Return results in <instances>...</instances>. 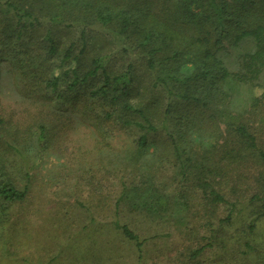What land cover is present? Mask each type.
<instances>
[{
	"label": "trees",
	"instance_id": "16d2710c",
	"mask_svg": "<svg viewBox=\"0 0 264 264\" xmlns=\"http://www.w3.org/2000/svg\"><path fill=\"white\" fill-rule=\"evenodd\" d=\"M0 4L9 15L0 13V57L13 43L17 45L8 50H24L28 63L14 62L13 69L19 83L38 82V87L30 89L31 84L25 95L37 99L35 102L46 104L53 99L58 103L53 106L64 108L59 105L61 77H68L67 87L74 88L99 74L101 83L80 102L90 106L98 100L109 122L120 129L140 131L137 145L142 148L147 134L157 129L155 122L164 124L175 104L178 128L169 138L176 158L186 152L182 144L209 141L208 148L195 153L199 162L187 157L188 166L181 172L190 181L186 196L199 195L203 213L227 204L228 212L218 220L217 230L209 224V231L218 235L220 227L238 223L231 227L235 233L227 235L236 238L245 234L248 238L235 241L237 248H247L238 255V264H264L262 244L254 238L257 222L264 218V145L260 142L264 126L254 123L264 112V84L258 83L264 69V0H0ZM92 23L115 29L141 62L137 66L127 63L124 72L117 74L105 61L106 48L95 47L85 38ZM54 27L67 29L66 37H71V28L79 30L80 48L75 50L74 40L62 43L61 37L54 36ZM245 41L251 48L229 60L226 50L240 48ZM52 56H59L60 62L53 67L48 62ZM65 62H73L75 67L61 72L59 66ZM153 90L162 91L166 100L162 118L161 98ZM7 118L10 122L11 117ZM8 121L0 112V130H5ZM13 130L11 137L16 140L18 127ZM35 130L38 143L47 142L45 122L35 123ZM26 133L19 135L25 137ZM255 167L261 169L255 171ZM245 172L249 176L244 177ZM228 175L235 185L249 179L251 188L227 196L215 187L218 181L214 178L221 180ZM26 191L27 186L18 189L9 181H0V197L4 199H23ZM247 206H253L248 222L240 215ZM239 221L244 222L243 230ZM112 226L134 243L139 255L144 239L118 220L112 221ZM208 242L188 257L195 258L212 245L210 239ZM237 248L229 253L235 255Z\"/></svg>",
	"mask_w": 264,
	"mask_h": 264
},
{
	"label": "rangeland",
	"instance_id": "374dc122",
	"mask_svg": "<svg viewBox=\"0 0 264 264\" xmlns=\"http://www.w3.org/2000/svg\"><path fill=\"white\" fill-rule=\"evenodd\" d=\"M6 9L0 4L2 16L9 17ZM38 30L44 31V24ZM66 31L54 27V36L61 37L62 43L74 40L75 50L79 49V30L71 28V37L65 36ZM85 38L95 47L106 48L105 61L117 74L124 72L127 63L137 66L141 62L130 43L112 27L92 23ZM16 45L7 46L0 57V112L7 121L11 117L4 123L5 130H0V181H9L18 189L27 186V191L19 200L0 197V264H238V255L247 248H237L235 241L247 237L227 235L235 233L231 227L239 224L220 227L218 235L209 231V224L217 230V222L229 206L219 204L203 213L197 201L200 196H186L190 181L181 172L188 166L187 157L199 162L195 153L208 148L209 141L182 144L186 152L176 158L169 138L178 128L175 104L164 124L155 122L157 129L147 134L146 145L138 147L140 131L120 129L109 122L98 100L90 106L80 102L101 83L99 74L74 88L67 87L68 77H61L59 105L64 108L53 106L57 103L53 99L43 104V100L35 102L37 99L25 96L32 83L18 82L13 63L25 64L28 56L24 50H8ZM250 48L249 41L240 48H229L228 59L233 61ZM48 62L52 67L59 64V56ZM59 67L62 72L75 66L65 62ZM258 83L264 84V69ZM38 85L36 82L30 89ZM153 91L161 98L162 118L166 100L162 91ZM257 119L254 123L264 126V112ZM41 121L50 136L42 144L35 130V123ZM15 127L19 134L29 132L24 135L29 139L21 141L26 138L19 134L16 140L12 138ZM260 142L264 145V134ZM260 169L255 167V171ZM214 179L218 181L215 187L227 196L251 188L249 179L239 185L230 175ZM252 209L247 206L240 214L247 222ZM114 220L127 224L144 239L140 257L134 243L112 226ZM239 222L243 230L244 222ZM254 238L264 253V218L257 222ZM209 239L211 246L195 258L188 257ZM236 248L235 255L229 253Z\"/></svg>",
	"mask_w": 264,
	"mask_h": 264
}]
</instances>
